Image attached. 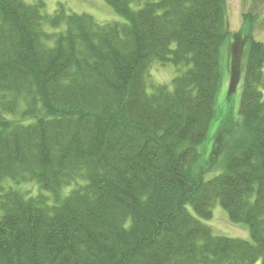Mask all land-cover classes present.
<instances>
[{
    "label": "trees",
    "instance_id": "trees-1",
    "mask_svg": "<svg viewBox=\"0 0 264 264\" xmlns=\"http://www.w3.org/2000/svg\"><path fill=\"white\" fill-rule=\"evenodd\" d=\"M103 1L125 23L0 0V264H264V42L227 30L224 0ZM230 40L238 115L203 167ZM155 61L176 68L172 89L147 92ZM216 201L251 241L213 236L187 208L210 219Z\"/></svg>",
    "mask_w": 264,
    "mask_h": 264
},
{
    "label": "rangeland",
    "instance_id": "rangeland-1",
    "mask_svg": "<svg viewBox=\"0 0 264 264\" xmlns=\"http://www.w3.org/2000/svg\"><path fill=\"white\" fill-rule=\"evenodd\" d=\"M26 4H33L36 1H41L44 4L43 13L45 16H52L56 10L62 6L67 14H86L93 18L94 22L99 25L111 24V23H125V19L117 14L109 5L103 0H22ZM226 9V25L227 30L233 34L238 31L242 33H248L252 39L257 42H264V0H224ZM140 4L135 1L131 4L134 10L140 8ZM251 14L254 16L255 23L253 26L243 25V15ZM52 29L48 24L44 25V30L49 33L58 32L62 30ZM227 41L221 48L220 69H221V83L216 97L214 118L211 122L207 137L205 141L197 147V151L200 154L199 164L203 167H207L210 158L212 144L214 136L220 127L221 122L227 115H238L239 97L241 91V82L236 87H233V91L228 93V58L230 54L229 44ZM246 50V47L245 49ZM184 68L182 69V71ZM264 74V64H263ZM178 75L176 68L170 64H160L155 61L151 64L146 79V89L150 93L152 91L151 85L167 86L172 89V80ZM262 98L264 100V85L262 88ZM221 160L217 159L214 166L206 171L204 178L210 180L213 177L219 175L222 172ZM2 185L5 188H14L22 192L26 191L27 196L42 195L48 201V204H52V195L46 192L38 186L35 182L27 183H15L10 179H4ZM71 187H64L60 191L62 197L68 195ZM189 212L202 224L208 226L216 237L237 238L241 240L251 241L250 234L247 226L242 223H233L228 219L227 213L221 207L220 203L216 201L211 209L212 216L210 219H202L194 214L190 207H187ZM256 264H260V261Z\"/></svg>",
    "mask_w": 264,
    "mask_h": 264
}]
</instances>
